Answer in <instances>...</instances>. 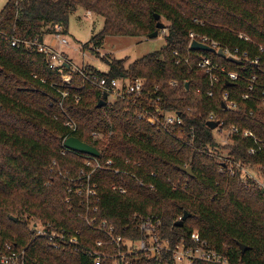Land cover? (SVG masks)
Listing matches in <instances>:
<instances>
[{
	"label": "trees",
	"instance_id": "trees-1",
	"mask_svg": "<svg viewBox=\"0 0 264 264\" xmlns=\"http://www.w3.org/2000/svg\"><path fill=\"white\" fill-rule=\"evenodd\" d=\"M79 8L104 17L103 29L90 40L95 47L108 35L147 37L157 29L155 14H160L167 29L164 48L129 65L124 59H113L107 72L93 66L88 69L108 79L144 78L143 100L181 110L183 127L158 129L138 118L139 109L122 98L113 102L107 98L99 107L105 91L90 83L83 86L78 72L72 85L56 89L52 84L62 83V78L50 67L46 54L24 43L12 45L14 37L43 42L55 25L66 32L71 15ZM191 31L211 37L222 47L246 50L250 59L262 54L264 60L259 50L264 45V0L7 1L0 12V243L25 249L26 264H94L86 250L94 248L102 236L79 216L84 206L78 198L73 204L66 201L69 182L59 172L75 175L84 167L83 154L62 152L63 140L70 133L67 115L77 124L74 135L96 146L100 159L113 163L93 174L100 219L114 224L119 233L138 236L134 216L156 214L162 219L163 236L179 238L197 229L235 264H264V192L230 177L223 162L204 151L207 145H215L208 125L210 114L225 126L250 129L264 140V108L255 98L259 90L254 98H243L253 75L264 78L260 72L264 62L245 61L241 66L215 52L191 50ZM240 33L250 41L240 38ZM175 51L181 58L189 56L190 62L177 63ZM201 54L239 71L241 77L229 82L219 74L211 85L209 75L197 65ZM64 89L69 94L60 105ZM225 92L238 103V112L222 108ZM232 141L225 148L236 160L264 165V149L249 153L254 145L251 137L235 134ZM187 166L192 167L191 175L184 171ZM113 184L124 185L127 192L121 194ZM186 211L191 215L183 226H176ZM33 221L79 229L78 247H51L48 237L36 235ZM239 244L247 246L245 252ZM140 264L158 263L144 258Z\"/></svg>",
	"mask_w": 264,
	"mask_h": 264
},
{
	"label": "built area",
	"instance_id": "built-area-1",
	"mask_svg": "<svg viewBox=\"0 0 264 264\" xmlns=\"http://www.w3.org/2000/svg\"><path fill=\"white\" fill-rule=\"evenodd\" d=\"M94 12L86 10V17L91 18ZM167 29L162 32L165 33ZM52 36L51 43L37 42L35 40H22L14 37L12 41L13 46H19L24 43L29 47H36L39 53H45L47 61L51 68L58 71L61 75L62 83H53L52 85L58 89L60 86L72 85L74 73L78 72L83 78V86L90 83L108 92L109 97L122 98L135 105L138 118L147 120L158 129L172 130L174 127L184 126V114L181 110L161 108L159 105L152 104V102H145V79L142 77L130 78H111L100 76L93 70H89L85 65L81 68L74 67L68 56L58 50L55 46L60 43H69L65 35L64 28L61 25H55L53 31L48 34ZM240 38L250 41V37L244 33L239 34ZM194 40L207 44L214 48L216 52L222 49L228 57H233L243 66L245 61L249 63H263L262 54L256 55L250 59L248 51L241 50L239 47H222L221 44L207 35L197 34L194 31L190 32V43ZM192 50V49H191ZM260 52L264 53V45H259ZM215 52V53H216ZM177 63L190 62V57L181 58L178 51H175ZM233 62V61H232ZM236 63V62H235ZM197 65L209 75L211 85L219 80V74L226 76L227 81H236L241 77L239 71L229 70L219 62L212 58L201 54L197 60ZM245 67H243L244 69ZM260 72L264 75V66H261ZM172 86H176V82H171ZM81 86V87H83ZM249 92L243 95L244 99H251L255 97V91L259 90V96L255 97L264 108V78L258 75H253L249 79ZM62 98L59 101L63 104L64 99L68 96L69 90H60ZM212 94V92H211ZM222 108L228 111H239L238 103L230 98L228 92L222 94ZM80 98L76 96L78 101ZM143 100V103H142ZM160 99L158 98L157 101ZM223 104L225 106H223ZM252 115V111L249 113ZM209 121L217 122V126L212 129L213 133L218 131L222 137L221 141L216 140L219 137L214 133L215 145H207L205 152H210L220 161L223 162V169L230 177H236L244 185H255L264 192V165L251 164L238 161L230 154L228 148L233 143L232 136L235 134L244 137H251L254 145L249 148L250 154H256L264 149V140L257 136L250 129H242L237 125L225 126L224 122L217 121L214 114L209 115ZM65 125L70 129V133L63 140L64 150L63 154L68 151L78 152L84 156V167L75 175H69L67 171H60L59 174L69 182L68 197L66 201L73 204L74 199L78 198V203L84 206V211L79 213L90 229L101 233V237L97 238L95 247L86 250V254L93 260L94 264H140L142 259L155 260L158 264H235L231 256L226 255L220 251L209 240L203 238L200 232L195 229L189 234L177 237L163 236L162 234V219L156 214L135 215L133 219L134 231H138L139 235H134L133 232L129 236L119 233L114 224L106 219H100L97 215L99 198L98 183L94 181L93 174L98 169H108L113 164L112 160L100 159L101 155L95 156L88 153L75 151L65 146V141L69 136L74 135L77 130V124L72 117L67 115ZM93 135L97 138H103L100 134L94 132ZM224 138V139H223ZM227 149L224 154L220 150ZM116 173L121 172L120 169L114 170ZM125 173H127L125 171ZM132 176L136 177L135 174ZM141 185L145 182L139 179ZM150 189L155 187L154 184H149ZM112 188L119 191L121 194L127 192L124 185L113 184ZM180 219V218H179ZM33 229L36 235L41 237H48L51 247L61 249L66 247L77 248L80 241L81 231L79 229L72 230L67 228H58L52 223H44L41 221L32 222ZM0 264H26L25 249L16 248L12 243H0ZM243 264V263H239Z\"/></svg>",
	"mask_w": 264,
	"mask_h": 264
},
{
	"label": "rangeland",
	"instance_id": "rangeland-1",
	"mask_svg": "<svg viewBox=\"0 0 264 264\" xmlns=\"http://www.w3.org/2000/svg\"><path fill=\"white\" fill-rule=\"evenodd\" d=\"M8 0H0V12ZM86 9L79 8L74 12L69 20L67 31V44L58 43L55 47L64 52L74 67H83L90 65L100 72L109 70V62L113 59H124L126 65L131 64L135 60L144 55L161 50L167 45L164 33L160 30L159 35L153 38L145 36L130 35H108L104 38L103 43L97 47L93 46L91 38L99 33L104 27V17L93 14L91 18H87ZM162 22H166L161 18ZM52 36L46 35L45 42L51 43ZM85 44H89L85 47ZM111 102L115 100L112 95L108 98ZM219 137L216 140L221 141L222 137L218 131L214 132ZM224 139V138H223ZM226 154L227 149L220 150Z\"/></svg>",
	"mask_w": 264,
	"mask_h": 264
},
{
	"label": "water",
	"instance_id": "water-1",
	"mask_svg": "<svg viewBox=\"0 0 264 264\" xmlns=\"http://www.w3.org/2000/svg\"><path fill=\"white\" fill-rule=\"evenodd\" d=\"M155 19L157 20V29L150 33L147 37L149 38H153L159 35V31L160 30H164L166 29V24L164 22H162L161 20V16L160 14L156 13L155 14ZM191 49L192 50H201V51H210V52H216V50L212 47H210L207 44L201 43L197 40H194L191 44ZM219 56L226 58V54L223 52L222 49H219L216 52ZM230 61L236 62V63H241V61H238L237 59L233 58V57H228L227 58ZM189 85V83H187V86ZM109 97L108 92H104L103 94V98L100 100V102L98 103V106H102L106 103L107 98ZM223 106H225L223 104ZM208 125L210 128L214 129L218 124L217 122L214 121H208ZM65 146L73 149L75 151H79V152H83V153H88V154H92L95 156H99L101 154V151L94 145L83 141L82 139H80L79 137H77L76 135H72L69 136L66 141H65ZM184 171L187 172L188 174H192V167L191 166H187L184 168ZM191 214L189 212H185L184 215L176 222V226H183L185 220L190 216ZM10 219L17 221V217L15 216H10ZM240 248L242 249L243 252H245V250L247 249V246L244 244H239Z\"/></svg>",
	"mask_w": 264,
	"mask_h": 264
}]
</instances>
